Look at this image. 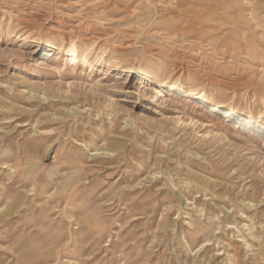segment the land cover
<instances>
[{"label": "rangeland", "instance_id": "rangeland-1", "mask_svg": "<svg viewBox=\"0 0 264 264\" xmlns=\"http://www.w3.org/2000/svg\"><path fill=\"white\" fill-rule=\"evenodd\" d=\"M0 264H264V0H0Z\"/></svg>", "mask_w": 264, "mask_h": 264}, {"label": "bare ground", "instance_id": "bare-ground-1", "mask_svg": "<svg viewBox=\"0 0 264 264\" xmlns=\"http://www.w3.org/2000/svg\"><path fill=\"white\" fill-rule=\"evenodd\" d=\"M54 48H56V50H58L59 53L64 54L63 56L64 59L68 61L70 65L74 67H77L80 65L82 66L89 65L91 67L93 65V61H91V54H92L91 49L89 48L81 49V46L75 43V41H69V43L64 49L57 44H54ZM113 59L114 57H110L107 60V63H111V60ZM160 75L161 73L158 70H150V71L146 70L143 76L144 78L149 79V80H156V82L160 85H165L164 82L160 81L159 79ZM169 88H170V92L172 91L176 92L177 90H181L188 96H193V97L196 96L195 97L196 99L201 98L200 94H198L196 89H193L195 91L191 89L189 91H184L182 88H180V86H178L177 83H172V84L170 83ZM260 117L262 116L260 115ZM258 119H261V118H258Z\"/></svg>", "mask_w": 264, "mask_h": 264}]
</instances>
